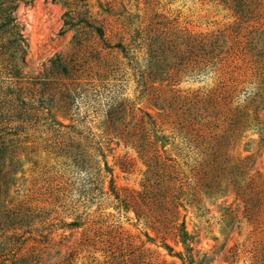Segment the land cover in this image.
<instances>
[{
  "label": "rangeland",
  "instance_id": "rangeland-1",
  "mask_svg": "<svg viewBox=\"0 0 264 264\" xmlns=\"http://www.w3.org/2000/svg\"><path fill=\"white\" fill-rule=\"evenodd\" d=\"M0 23V264H264V0Z\"/></svg>",
  "mask_w": 264,
  "mask_h": 264
},
{
  "label": "trees",
  "instance_id": "trees-1",
  "mask_svg": "<svg viewBox=\"0 0 264 264\" xmlns=\"http://www.w3.org/2000/svg\"><path fill=\"white\" fill-rule=\"evenodd\" d=\"M2 28V25H1V23H0V29ZM98 31H99V33H100V28H96ZM203 49H204V47H203ZM203 52L205 53V52H208V49H206L205 48V51L203 50ZM209 52H211V53H213V49H211V50H209Z\"/></svg>",
  "mask_w": 264,
  "mask_h": 264
}]
</instances>
